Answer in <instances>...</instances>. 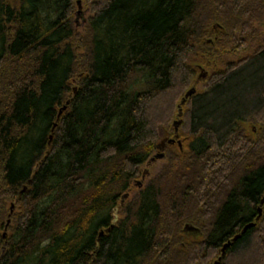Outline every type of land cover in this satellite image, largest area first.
<instances>
[{"label":"trees","instance_id":"trees-1","mask_svg":"<svg viewBox=\"0 0 264 264\" xmlns=\"http://www.w3.org/2000/svg\"><path fill=\"white\" fill-rule=\"evenodd\" d=\"M89 2L0 0V264H264V0Z\"/></svg>","mask_w":264,"mask_h":264},{"label":"rangeland","instance_id":"rangeland-1","mask_svg":"<svg viewBox=\"0 0 264 264\" xmlns=\"http://www.w3.org/2000/svg\"><path fill=\"white\" fill-rule=\"evenodd\" d=\"M79 1V5L80 8H78V5L76 7V12L73 16V21L74 24L77 28H81L87 21L88 17L91 15V4L89 2V0H76ZM262 31V34H264V31ZM210 42L213 40L212 38H208V39H204L202 40V44L207 45L208 41ZM230 57V56H228ZM225 57L224 58H228ZM195 74H194V85H190L187 89H190L192 87H194L196 89V91H202V89L205 86L206 83V78L209 75V70L204 67V68H198L197 66L195 67ZM185 110L186 108L184 107L182 109V112L180 115H176L174 116V118L172 119L171 123H170V128L172 130H174L175 132V128L176 133L179 131H182L183 129V122L185 121ZM180 121V123L178 125H175V122ZM243 128L248 131V134L250 135H254L257 130H258V126L255 123H251L248 122L246 124H244ZM176 135V134H175ZM174 134H165V135H161L160 139L158 140L157 145L161 142V140H163V138L167 137V138H174L175 136ZM178 137V139L175 141V144L172 146L166 145V147L162 150V151H157L155 152V154H158L159 152H162L163 154V158L162 159H156L154 160L151 165L149 163H146V165H144L141 170H140V176L133 182L132 184V189L129 192L130 194H132L134 191H137V189L141 188L142 185H144L150 178L160 174V173H165V170L167 169V165H169L171 162L174 161L175 156L178 154V141L181 143L182 145V137H180L179 135H176ZM154 154V155H155ZM141 184V185H139ZM129 196V194H128ZM185 226H193L194 225H189L186 224L183 227V236L185 237V239L187 240V242L190 241H196L201 237V230L198 229V231H195V227L191 230L189 229H185ZM217 260L216 258H212V263L213 264L215 261Z\"/></svg>","mask_w":264,"mask_h":264},{"label":"water","instance_id":"water-1","mask_svg":"<svg viewBox=\"0 0 264 264\" xmlns=\"http://www.w3.org/2000/svg\"><path fill=\"white\" fill-rule=\"evenodd\" d=\"M77 4H78V8H80V5H79V1H77ZM195 92V88L192 87L190 88L185 94L184 96L182 97V99L180 100V103L178 105V115L181 114V107L182 105L185 103L186 99L188 97H190L193 93ZM68 103H66L64 106H62V108L59 110V115L62 113L63 110L66 109V106H67ZM180 123V121H177L175 122V125H178ZM176 128H175V132H176ZM175 142V139L174 138H163V140H161V142L157 145V149L159 151H161L166 144H172ZM178 146L179 148L181 149V143L178 141ZM163 157V154L160 152L158 154H155L153 157L150 158V160L148 161V163H152L154 160L156 159H160ZM264 203V197L263 199L261 200V204ZM11 211H12V208H11ZM261 215V208L258 209V216L256 217V220L260 217ZM9 223V220L8 222ZM255 226V222H250L249 224H247L243 229H242V232L246 229V228H249V227H253ZM194 227L193 226H185V229H193ZM240 237V234H236L235 236H233L232 239L228 240L222 247L221 249V254L224 253L225 251V248L228 247L235 239L239 238ZM219 261H220V258H218L213 264H219Z\"/></svg>","mask_w":264,"mask_h":264},{"label":"flooded vegetation","instance_id":"flooded-vegetation-1","mask_svg":"<svg viewBox=\"0 0 264 264\" xmlns=\"http://www.w3.org/2000/svg\"><path fill=\"white\" fill-rule=\"evenodd\" d=\"M174 139H175V141H176V140L178 139V137L175 135V136H174ZM174 144H175V142L172 143L171 145H174ZM166 145H168V144H166ZM166 145H165V147H166ZM165 147H164V148H165ZM164 148H163V149H164ZM163 149H162V150H163ZM162 150H161V151H162ZM162 158H163V157H162ZM139 185H141V184H139ZM195 231L197 232V231H198V228H195Z\"/></svg>","mask_w":264,"mask_h":264}]
</instances>
